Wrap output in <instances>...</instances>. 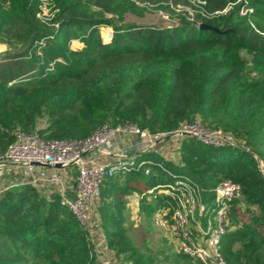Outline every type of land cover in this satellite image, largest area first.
I'll use <instances>...</instances> for the list:
<instances>
[{
  "label": "trees",
  "instance_id": "16d2710c",
  "mask_svg": "<svg viewBox=\"0 0 264 264\" xmlns=\"http://www.w3.org/2000/svg\"><path fill=\"white\" fill-rule=\"evenodd\" d=\"M200 1L47 0L43 16V0H0V43L21 48L0 52V154L17 130L80 139L109 122L160 132L198 120L242 144L214 147L186 137L179 164L157 158L149 174L107 179L101 226L105 247L122 264H155L128 235L122 198L134 191L151 197L152 210H165L170 224L173 200L159 189L174 181L171 168L200 184L207 205L222 180L240 185L242 201L231 207L221 252L227 264H264V0ZM179 4L193 12L177 11ZM150 7L177 21L124 19ZM201 22L220 31L200 28ZM102 26L112 28L108 41ZM134 177L144 184L135 185ZM93 249L58 196L30 185L1 194L0 264H100ZM177 258L196 262L180 250Z\"/></svg>",
  "mask_w": 264,
  "mask_h": 264
},
{
  "label": "built area",
  "instance_id": "2783aa9c",
  "mask_svg": "<svg viewBox=\"0 0 264 264\" xmlns=\"http://www.w3.org/2000/svg\"><path fill=\"white\" fill-rule=\"evenodd\" d=\"M43 2L44 16L47 0ZM192 3L199 5L203 2L192 0ZM231 6L229 4L222 12ZM246 12V8H241V14ZM186 137L214 147L242 146L230 132L211 129L198 120H183L172 130L160 132H151L129 122L114 127L104 123L80 139L48 140L37 130H17L14 140L0 154V196L9 189L26 185L37 188L46 197L58 196L60 204L67 207L86 230L95 245L93 252L100 254L101 250L96 247H105V236L96 205L104 182L117 171L124 175L144 170L149 174L155 161L140 156L157 151L165 139L182 141ZM57 164L60 167H56ZM74 168L77 171L75 177L71 173ZM168 172L175 179L159 192L164 191L173 200L169 227L177 247L196 262L227 264L221 252V242L230 225L231 207L242 201L240 185L230 179L222 180L215 188V204L208 206L199 183L189 176ZM107 263L110 262L104 258L100 261V264Z\"/></svg>",
  "mask_w": 264,
  "mask_h": 264
},
{
  "label": "rangeland",
  "instance_id": "374dc122",
  "mask_svg": "<svg viewBox=\"0 0 264 264\" xmlns=\"http://www.w3.org/2000/svg\"><path fill=\"white\" fill-rule=\"evenodd\" d=\"M182 5L181 8H178L177 11H181L184 8H189V6ZM140 7H143L144 4L140 3ZM49 14V7L46 5L44 9V15ZM124 19L127 22H136L140 24H154L157 26H166L177 21V17H170V13L163 9H157L155 7L146 8L141 14L136 12H126L124 14ZM100 32L105 41L110 39L112 28L109 26H102ZM6 45V44H5ZM7 46V45H6ZM72 48H77L79 43L73 41ZM19 47V46H18ZM4 46L0 45V49L3 51L10 52L11 50L21 51L20 47L17 49H11L7 46L4 49ZM197 119V118H196ZM195 120V119H194ZM110 126L114 127L112 123H107ZM180 145L181 140L175 138L165 139L160 143V146L157 151L145 152L143 155L148 156L151 160L155 161L157 158L161 160H166V162H172L174 164L180 163ZM155 162H160L156 160ZM171 171H174L171 168ZM72 176L75 177L77 171L74 169L71 170ZM118 175V171L117 174ZM132 182L135 185L142 186L143 181L138 180L137 177L132 179ZM102 193V191H101ZM144 199L142 194L138 191L126 195L122 199L124 200V218H125V227L127 228L128 235L132 240L141 248V250L150 257L153 258L155 264H197L196 262L186 260L184 258L178 259L179 248L177 247L176 241L172 236L169 219L165 218V214L161 211L152 210L149 199ZM102 195L97 201V211L100 214V204L102 202ZM214 199L208 202V206H213ZM241 206L244 208L245 204L242 202ZM94 248L95 245L93 244ZM96 248L101 250L100 254L103 255L105 260H108L109 264H122L121 260L117 258L114 252L102 245H98ZM178 259V261H177Z\"/></svg>",
  "mask_w": 264,
  "mask_h": 264
},
{
  "label": "water",
  "instance_id": "95a60500",
  "mask_svg": "<svg viewBox=\"0 0 264 264\" xmlns=\"http://www.w3.org/2000/svg\"><path fill=\"white\" fill-rule=\"evenodd\" d=\"M199 25H200V28L210 29V30H212V31H214V32H219V31H220L219 28H217V27H215V26H212V25H210V24H207V23H205V22H201ZM56 167H60V165L57 164Z\"/></svg>",
  "mask_w": 264,
  "mask_h": 264
},
{
  "label": "crops",
  "instance_id": "0c3cea01",
  "mask_svg": "<svg viewBox=\"0 0 264 264\" xmlns=\"http://www.w3.org/2000/svg\"><path fill=\"white\" fill-rule=\"evenodd\" d=\"M0 45L4 46L3 50L7 48V46H6L5 44H3V43H0ZM0 50H1V49H0ZM1 51H2V50H1ZM129 139H133V137H132V138L129 137ZM133 140H134V139H133ZM140 155H141V154H140ZM148 156H151V155H148ZM148 156L142 154V155L140 156V158L148 157ZM148 158H149V157H148ZM0 184H1V183H0ZM0 186H1V185H0ZM93 242H96V240H93ZM96 243H97V242H96ZM96 245H98V243H97ZM96 258H97V261L100 262V261L103 259V255H101V254H97V255H96Z\"/></svg>",
  "mask_w": 264,
  "mask_h": 264
},
{
  "label": "bare ground",
  "instance_id": "6f19581e",
  "mask_svg": "<svg viewBox=\"0 0 264 264\" xmlns=\"http://www.w3.org/2000/svg\"><path fill=\"white\" fill-rule=\"evenodd\" d=\"M1 51V50H0Z\"/></svg>",
  "mask_w": 264,
  "mask_h": 264
}]
</instances>
